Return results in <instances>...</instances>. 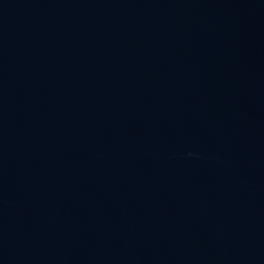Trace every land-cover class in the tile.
Listing matches in <instances>:
<instances>
[{"label": "water", "instance_id": "95a60500", "mask_svg": "<svg viewBox=\"0 0 264 264\" xmlns=\"http://www.w3.org/2000/svg\"><path fill=\"white\" fill-rule=\"evenodd\" d=\"M0 264H264V0H0Z\"/></svg>", "mask_w": 264, "mask_h": 264}]
</instances>
